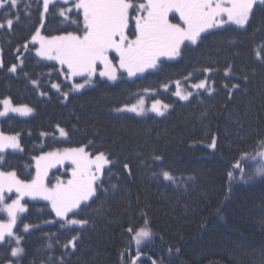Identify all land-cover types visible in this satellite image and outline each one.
Wrapping results in <instances>:
<instances>
[{
  "label": "trees",
  "instance_id": "16d2710c",
  "mask_svg": "<svg viewBox=\"0 0 264 264\" xmlns=\"http://www.w3.org/2000/svg\"><path fill=\"white\" fill-rule=\"evenodd\" d=\"M61 8L67 5L49 6L43 36L83 34L80 13L66 20ZM42 13V0L0 8V101L33 110L0 119V133L17 135L20 145L0 152V172L30 182L37 157L80 147L103 152L110 163L95 195L67 216L87 221L83 226L65 225L46 203L24 196L27 213L15 229L22 254L13 260L14 241L7 238L0 264H264V177L256 175L252 159L241 163L243 171L233 168L264 151V60L256 56L264 51V3L254 5L244 27L210 31L155 71L115 83L96 78L92 87L65 97L71 87L57 66L33 53ZM132 30L133 24L131 36ZM185 80H206L212 91L199 89L187 101L161 91ZM145 90L157 91L152 99L170 106L166 115L117 111ZM165 171L173 179H164ZM6 193L11 200L17 192ZM25 225L31 226L26 232ZM141 228L151 238L137 246L133 236Z\"/></svg>",
  "mask_w": 264,
  "mask_h": 264
},
{
  "label": "snow or ice",
  "instance_id": "6c2138e0",
  "mask_svg": "<svg viewBox=\"0 0 264 264\" xmlns=\"http://www.w3.org/2000/svg\"><path fill=\"white\" fill-rule=\"evenodd\" d=\"M52 2L53 0H43L45 12L48 11ZM64 2L67 4L69 0ZM259 2L264 3V0ZM256 3L257 0H141L139 3H135L134 0H74L73 6L82 10L83 13V35L68 33L46 38L40 36L37 30L32 40L40 42V47L36 51L38 56L57 60L61 65L67 66L66 75L69 79L74 76L89 77L83 84L73 85L75 90H79L90 82L98 63L105 67V71L100 73L101 76H107L111 80L116 79V68L109 59L110 52H115L119 57L121 69H125L129 76L135 75L137 72L144 71L145 68L155 67L162 56H179L181 45L185 41L197 43L201 33L207 29L220 27L226 23L244 27ZM9 5L11 8H17L18 0H0V7ZM69 11L71 9L61 8L59 15L67 19L66 13ZM170 12L178 13L182 23H171ZM133 21L135 22V38L130 39L128 30ZM13 22L12 19L7 20L9 28ZM0 27L3 25L0 24ZM256 56L257 59L264 60V51L257 52ZM9 71L15 72L16 66L13 65ZM227 72L228 70L226 75ZM53 87L58 88V85L54 84ZM193 87L203 89L205 82L201 81ZM232 87L236 88L238 85L234 84ZM176 95L186 100L191 93L181 95L178 91ZM0 104L4 106L0 116H5L8 112L27 115L32 111L27 106H13L11 100L7 98L0 101ZM158 104L160 101L153 104L152 110L162 115L163 113L156 107ZM164 107L166 108L167 105ZM123 110L117 109V111ZM127 111L137 112L138 110L136 106H132L127 108ZM59 131L61 136L67 135L63 129ZM214 146L215 139L210 147ZM261 147H264V142ZM6 148H19L17 137L0 133V152ZM66 159L75 165L72 179L66 186L58 183L49 189L43 181V177L47 175V169L63 163ZM248 159L257 162L256 175L264 177V151L259 152L257 156L242 157V160L233 165V168L243 171L241 163ZM36 160L37 174L30 182L19 180L15 172H0V211L6 212L8 216L6 223H0V243L7 242L6 237H15L13 228L17 224L19 214L26 211L25 206L21 204L24 196L48 200L55 215L65 220L68 225L86 224L85 220L67 219V216L74 209L79 208L82 202L95 195L99 174L109 163L103 152L90 157L83 147L66 149L63 153H47L37 157ZM124 167L128 168V165L125 164ZM228 176L232 178L234 173L230 171ZM163 177L166 180L173 179L166 171L163 172ZM6 190L8 192L15 190L19 195L11 203H5ZM145 223L147 224V221ZM28 227L25 225V231ZM131 231L132 229L129 228V232ZM150 238L151 232L148 228L137 230L133 236L137 246ZM75 239L73 237V240ZM15 240L17 244L20 243L19 237H15ZM68 243L72 245L73 241ZM21 252V248L14 247L11 255L16 257ZM133 264H136L135 260Z\"/></svg>",
  "mask_w": 264,
  "mask_h": 264
},
{
  "label": "rangeland",
  "instance_id": "374dc122",
  "mask_svg": "<svg viewBox=\"0 0 264 264\" xmlns=\"http://www.w3.org/2000/svg\"><path fill=\"white\" fill-rule=\"evenodd\" d=\"M134 2H135V3H139V2H141V0H134ZM55 3L66 4V3L64 2V0H53V2L50 4V6L53 5V4H55ZM73 4H74V0H69V2L66 4V5H67V8H66V9H71V11H69V12L66 13L67 17H68V14H69L70 12H72V11H77V12H79L80 15L82 16V22H83V13H82V10H80V9H76V8L73 6ZM256 4H260L259 0H257V3H256ZM256 4H255V5H256ZM0 8H1V7H0ZM42 11H43V13H42V22H41L40 27L38 28L40 36H43L41 30H42V26H43V23H44V21H45V16H46V13H47V12L44 11V8H43V0H42ZM170 13L173 14V15H175V20H172V19L170 18ZM170 13H169V21H170L171 23H182V22L180 21V18H179L178 13H176V12H170ZM133 14H135V13H133ZM250 14H251V13H250ZM249 17H250V16H249ZM64 18H65V17H64ZM67 19H68V18H67ZM67 19H66V20H67ZM226 19H227V18L225 17V20H226ZM132 24H133V26H134V30H132V31H133V35H132V36L129 35V38H130V39H134V38H135V37H134V32H135V22L133 21ZM132 24H131V25H132ZM226 25H235V24H232V23H226V24H224V25H222V26H220V27H215V28L207 29L205 32L201 33V36L207 34V33L210 32V31H214V30H216V29H219V28L225 27ZM245 25H246V24H245ZM235 26L240 27V26H238V25H235ZM240 28H242V27H240ZM36 33H37V31H36ZM36 33H35V34H36ZM35 34H34V35H35ZM128 34H129V33H128ZM81 35H83V34H81ZM59 36H60V35H59ZM43 37H45V36H43ZM46 38H51V37H46ZM198 41H199V39L197 40V43H198ZM31 42H33L34 45H36L35 48L33 49V53H34V55H35L40 61H43V62L48 63V64H54V65H56V66H57V71H58V73H60V75H61L63 81L66 82V83H68V84L70 85L71 88L69 89L68 94H65L64 97L67 96V95H69V94L80 93V92H82V91H84V90H86V89L92 87V85H93V83H94V80H95L96 78H99L100 80L108 81V82H110V83H115V82L119 81L122 77H124V78L127 79V80H132V79H135V78H137V77L143 76V75H145L146 73H149V72L155 71V70L157 69V67H158V65H159V63H160L161 61H175V60L179 59V57H180V55H181V50H182V48H183L185 45L194 46V45L197 44V43L192 44L190 41H185V42L181 45V48H180V55H179V56H175V57H166V56H162V57H160V58L158 59L157 64H156L155 67H152V68H145L144 71H142V72H137V73H135V75H132V76H129V75H128V72H127L125 69H121V68L119 67V57L116 55V53H115V52H110V53H109V59L112 61V65L116 68V79L111 80V79H109L107 76H101L100 73H101L102 71H105V67H104L103 64L98 63V64L96 65V70H95L94 74H93V75L91 76V78H90V82H89L88 84H85V86H84L83 88H81V89H79V90H75V89L73 88V85H74V84H77V83H79V84H83L84 81H85L86 79H89V77H87V76H74V77H72L71 79H69V78L67 77V75H66L67 72H68V69H67V66H66V65H61L57 60H54V59H46V58H43V57L38 56V55L36 54V51H37V49L40 47V42H39V40H37V41H35V42H34L33 40H31ZM112 56L115 57L116 59H114ZM0 64H1V54H0ZM120 73H123L124 75L121 76ZM208 73H209V72H206L207 75H208ZM202 81L205 82V88H203V90L212 91V86L209 85V84H207V81H206V80H202ZM198 83H200V82H192V81H189V80H185V81H174L173 83H170V84H168V85L162 86L161 91H163V92H168V91H170V89H171V90H172V95H173L176 99H178V100H180V101H187V100L190 98V96L193 94V92L199 90V89L193 87V85L198 84ZM55 85H58V84H55ZM51 87H52L55 91H58V89H59V85H58V88H54L53 85H52ZM178 91L180 92L181 95H187L188 93H191V95L188 96V99H186V100H182V99H180V96L176 95V93H177ZM156 94H157V91H154V90H145V91H143V92L140 94L139 98H138L134 103H132V104H130V105L123 106V107L120 108V109H124V110H123V111H118V112L129 113V114H133V115H136V116H139V117H145V116H149V115H154V116H157V117H162V116H164V115L167 114V112H168L169 109H170V106L167 105L166 103L160 101V100H153L152 97H153L154 95H156ZM156 101H160V104L156 105V107H157V109H158L159 111H161V112L163 113L162 115H158L157 112H155V111L152 110V108H153V104H154ZM12 105H13V104H12ZM165 105H167L166 108L164 107ZM13 106H15V105H13ZM16 106H17V105H16ZM132 106H136V108H137L138 111H137V112L127 111V108H130V107H132ZM3 107H4V106L1 104V111L3 110ZM29 108H30V107H29ZM32 113H33V110H32L30 113H28L27 115H20L19 113L8 112L5 116H7V115H16V116H19V117H28V116H30ZM5 116H0V119L4 118ZM9 136H16V137H17L18 144H19V139H18V136H17V135H9ZM60 136H61V135H60ZM58 137H59V136H58ZM61 137H65V136H61ZM80 148H81V147H80ZM83 148H85V147H83ZM16 149H18L17 151H19V150H20V145H19V148H16ZM16 149H13V148H6L4 151H16ZM65 150H66V149H64V150H57V151H55V152H57V153H63ZM4 151H3V152H4ZM85 151L89 154L90 157H94L95 155H97V154L92 155L89 151H87L86 148H85ZM3 152H1V153H3ZM109 163H110V162H109ZM109 163H108L107 165L104 166V169L109 165ZM74 167H75V165H73V164L71 163L70 160H67V159H66V160L63 161V163H58V164H56L54 167H50V168H48V169H47V175L43 177V181H44L45 186L48 187L49 189L53 188V187L56 186L58 183H61V184H63V185L66 186V185H67V182H68L70 179H72V171H73ZM104 169H103V170H104ZM103 170H102V172H103ZM102 172L99 174V177H100V178H101V176H102ZM36 174H37V160L35 161V164H34V176H33L32 180L36 177ZM100 178H99V179H100ZM32 180H31V181H32ZM47 181H49V182H47ZM18 195H19V194L16 193V196H15L13 199L9 200L11 197H10V196L8 195V193H6V191H5V192H4L5 203H11V201L14 200V199H16ZM25 199H29L30 201H33V202H44V203H46V204L48 205L49 209L53 212L52 207H51V203H50L48 200L42 199L41 197H34V198H33V197H29V196H26ZM8 200H9V201H8ZM21 204H23V205L25 206L26 211L23 212V213H20V214H19V219H18V221H17V224H16V225L14 226V228H13V231H14V233H15V237H19V236L17 235L16 231H15V229H16L18 223H19L21 217L27 213V207H26V205H25V203H24V199H23V198L21 199ZM53 213H54V215H55V212H53ZM55 218H56L57 220H59V221H62L65 225H68V224L65 222V220H61V219H60L59 217H57L56 215H55ZM7 221H8L7 213H6V212H3V211H0V223H6ZM30 228H31V226L28 227V230H29ZM22 230H23L24 232H26V231H25V226L22 228ZM28 230H27V231H28ZM15 237L10 238V239H12V240L14 241V247L21 248V243L17 244V243H16V240H15ZM19 238H20V237H19ZM6 239H7V237H6ZM20 242H21V239H20ZM0 244H1V243H0ZM14 247H13V248H14ZM21 249H22V248H21ZM21 254H22V252L19 253L16 257H13V256H12L13 260H14V261H17V260L20 258ZM6 264H13V263H6Z\"/></svg>",
  "mask_w": 264,
  "mask_h": 264
}]
</instances>
